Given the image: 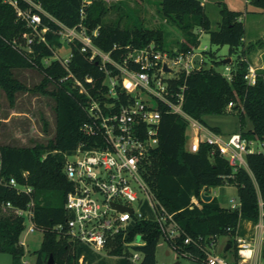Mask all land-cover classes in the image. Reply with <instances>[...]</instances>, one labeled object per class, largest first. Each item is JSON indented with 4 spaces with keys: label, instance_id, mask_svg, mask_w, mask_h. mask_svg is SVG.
<instances>
[{
    "label": "trees",
    "instance_id": "obj_1",
    "mask_svg": "<svg viewBox=\"0 0 264 264\" xmlns=\"http://www.w3.org/2000/svg\"><path fill=\"white\" fill-rule=\"evenodd\" d=\"M30 1L40 5L43 13L30 7L25 0H0V91L10 104H14L18 93H40L53 98L56 129L54 138L47 144L0 146V252L12 257L11 264H24L25 248L21 245V236L26 230V220L16 210H27L33 201V223L37 233L43 235L41 247L32 252L34 264H48L51 256L53 264H109L87 246L63 239L57 228L70 218L66 202L74 190L64 172L65 156L74 153L81 144L86 147L94 145L95 140L84 135L81 127L93 120L89 111L92 100L102 107L114 101L106 96V70L114 71L113 74L117 71L111 64L104 68L99 56L91 59L90 50L82 52L83 44L78 40L69 43L71 58L66 67L56 59L48 64L46 61L53 58L55 48L61 46L58 38L63 27L81 30L80 25L91 37L93 45L101 52L109 53L117 63H122L131 50L151 44L171 55L174 51L167 48L165 32L161 28L149 29L139 20H135L131 27L122 26V16L114 22H106L109 8L104 0ZM249 1L254 7L264 10V0ZM12 2H17L23 11L31 9L32 13L40 14L38 31L45 41L18 16ZM159 5L161 18L182 34L184 42L179 43L178 51L196 49L200 32L209 34L212 45L228 46L230 56L240 48L242 50L236 66L232 68V81L213 67L203 68L189 76L182 74L179 81L173 82L174 88L186 85L183 111L217 135H220V130L207 127L203 118L223 115L228 110L238 112L242 125L246 119L252 124L251 130L240 132L241 136L264 142V73L258 74L255 86L248 85L245 80L249 65L243 60L246 29L242 13L222 9L219 28L213 31L202 0H161ZM45 28L47 31L42 34ZM202 53L216 65L228 64L218 62L212 52L204 50ZM22 69L37 70L42 75L41 83L29 89L14 76V70ZM87 79H92V82H87ZM76 81L82 84L84 91L81 92ZM230 103L233 107L228 109ZM188 126L185 118L171 114L163 107L159 143L150 152L145 175L156 198L179 225L180 236L173 241L165 239L149 212L147 219H141L129 228L125 239L119 235L107 246L106 253L118 258L117 264H132L125 258L131 250L141 252L140 264H157V245L161 238L180 254L205 264L206 257L196 242L199 241L204 248L213 239L218 242L220 237L229 236L226 251L230 246L237 260L235 237L252 234V228L259 219V195L264 200V154L247 156L253 180L243 168L235 170L231 167L215 146L202 143L198 152L188 151ZM44 130L48 131L47 122H44ZM12 179L20 187L30 188L32 193L27 195L9 186ZM226 185L237 187L239 209L223 207L217 198L210 203L200 199L204 189ZM194 197L199 200V206L192 203ZM136 238L144 241L145 245L134 248L125 245ZM187 238L193 241L189 245L185 244Z\"/></svg>",
    "mask_w": 264,
    "mask_h": 264
},
{
    "label": "built area",
    "instance_id": "obj_2",
    "mask_svg": "<svg viewBox=\"0 0 264 264\" xmlns=\"http://www.w3.org/2000/svg\"><path fill=\"white\" fill-rule=\"evenodd\" d=\"M25 1L30 7L43 13L40 5L30 0ZM202 2L204 4L205 0ZM12 5L34 34L45 41L38 31L41 24L40 14L32 13L31 9L21 10L17 2H12ZM80 28L81 30L63 27L62 32H66L69 43L80 41L83 44L82 52L90 50L91 59L99 56L104 68L106 64L115 68L116 74L106 70L105 81L108 87L106 96L114 101L106 103L103 107L98 102L91 101L89 111L93 120L85 123L81 131L95 140L94 145L86 147L81 144L74 153L65 156L64 172L74 190L69 193L66 202L70 218L57 230L68 242L85 245L101 255L106 252L111 241L119 235L125 239L129 228L135 222L147 219L151 212L163 237L173 241L181 234L179 225L156 198L145 178L150 152L159 143L158 131L163 107L169 113L185 118L195 129L190 146H187L188 151L198 152L202 143L215 146L231 167L235 170L243 168L253 180L255 179L248 166L247 156L253 153L264 154V142L247 140L240 133H234L224 139L183 111L186 85L174 88L173 82L179 81L182 74L189 76L203 68H213L207 66L205 57L199 55L197 58L195 49L188 52L177 50L171 55L151 44L143 49L131 50L122 63H117L111 59L109 53L98 50L85 29L81 25ZM46 31L47 28L43 29L42 34ZM32 37H29V44ZM70 58L71 54L66 59L57 57L56 60L66 67ZM130 66L135 68L131 69ZM165 67L169 71H166ZM221 74L228 81H232V68L229 64L224 66ZM257 76L255 70L249 67L245 76L248 85L255 86ZM87 82L91 83L92 79H87ZM76 84L81 88V92L84 91L80 82L76 81ZM232 107L233 103H230L228 109ZM201 132L206 134L205 139L200 138ZM8 185L16 188L18 192L27 195L32 193L30 188L20 187L13 179ZM203 194L204 190L201 192V200ZM192 203L199 206V200L195 197ZM134 204L137 208H133ZM258 204L259 219L252 228V234L246 237L237 236L234 239L238 259L236 260L234 255L231 258L218 256L217 242L214 239L204 248L197 241L196 244L206 257L205 264H259L264 247V200L260 195ZM33 206L32 201L27 210H16L19 216L25 217L28 234L37 233L33 223ZM116 206L131 211H121ZM239 208L240 202L231 206L232 210ZM192 242L190 238L185 240L186 245ZM125 245L129 248L142 247L145 242L136 238ZM125 258L132 264H140L143 257L141 252L131 250V254Z\"/></svg>",
    "mask_w": 264,
    "mask_h": 264
},
{
    "label": "rangeland",
    "instance_id": "obj_3",
    "mask_svg": "<svg viewBox=\"0 0 264 264\" xmlns=\"http://www.w3.org/2000/svg\"><path fill=\"white\" fill-rule=\"evenodd\" d=\"M109 12L105 18L106 22H114L122 16V26L133 25L135 20H139L149 29L161 28L165 32L166 46L168 49L177 51L179 43L184 42L181 32L174 26L166 23L158 13L161 0H104ZM228 8L231 11L242 13L245 24L246 35L244 41L243 60L257 74L264 73V10L254 7L249 0H205L204 9L211 22V29L218 30L222 20L221 10ZM58 41L60 47L55 48V56L48 59L47 64L58 58L66 59L71 54L69 37L66 32H62ZM26 48L27 46H23ZM209 51L216 55L218 62L231 59V68L236 66L240 58L241 48L236 54L230 56L228 46L218 47L212 45L210 36L206 32H200L199 46L195 49L197 58L205 57L202 51ZM208 67L213 66L217 71L223 72L224 65H216L205 58ZM14 76L29 89H34L42 81V75L34 69L14 70ZM52 89V87H50ZM55 101L49 96L40 93H18L14 104H10L5 94L0 91V146L32 147L35 144H47L55 136ZM207 127L218 128L220 135L226 139L234 133L248 132L252 129L251 122L246 119L245 124L240 123L238 112L228 110L223 115H211L203 118ZM44 122L48 123V131L44 130ZM195 129L189 124L186 137L187 146H190ZM207 136L201 132V139ZM251 141H257L251 138ZM213 198H217L221 206L231 208L233 204L238 205V189L234 185H226L210 189ZM234 200V202H233ZM133 208H137L134 204ZM28 227V223H26ZM249 227V226H247ZM43 235L41 233L28 234L27 230L21 236V245L25 248L24 264H34L35 256L32 252L41 247ZM230 240L229 236L220 237L217 242L216 253L218 256L231 258L233 252L226 245ZM140 241V238H138ZM25 244V245H24ZM227 252V253H226ZM101 259L109 264H117L118 258L110 257L106 252L99 255ZM157 264H203L180 254L171 247L165 239L161 238L157 245ZM12 257L0 252V264H11ZM259 264H264V257H260Z\"/></svg>",
    "mask_w": 264,
    "mask_h": 264
},
{
    "label": "water",
    "instance_id": "obj_4",
    "mask_svg": "<svg viewBox=\"0 0 264 264\" xmlns=\"http://www.w3.org/2000/svg\"><path fill=\"white\" fill-rule=\"evenodd\" d=\"M230 62H231V59L224 60V63H230ZM165 70L169 71L166 67H165ZM202 200L205 203H210L213 200V197L211 195L210 190L204 189V194L202 195ZM116 207H118V209L121 210V211H131L130 209H127V208H124V207H121V206H116ZM229 248H230V246L227 247V250ZM53 263H54V261H53V258L51 256L49 258L48 264H53Z\"/></svg>",
    "mask_w": 264,
    "mask_h": 264
},
{
    "label": "crops",
    "instance_id": "obj_5",
    "mask_svg": "<svg viewBox=\"0 0 264 264\" xmlns=\"http://www.w3.org/2000/svg\"><path fill=\"white\" fill-rule=\"evenodd\" d=\"M230 249V248H229Z\"/></svg>",
    "mask_w": 264,
    "mask_h": 264
}]
</instances>
